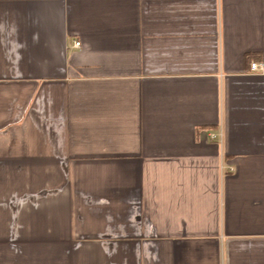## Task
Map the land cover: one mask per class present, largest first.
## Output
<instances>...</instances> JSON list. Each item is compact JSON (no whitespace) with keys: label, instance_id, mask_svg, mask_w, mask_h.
Listing matches in <instances>:
<instances>
[{"label":"crops","instance_id":"0c3cea01","mask_svg":"<svg viewBox=\"0 0 264 264\" xmlns=\"http://www.w3.org/2000/svg\"><path fill=\"white\" fill-rule=\"evenodd\" d=\"M250 61L264 0H0V264H264Z\"/></svg>","mask_w":264,"mask_h":264},{"label":"built area","instance_id":"2783aa9c","mask_svg":"<svg viewBox=\"0 0 264 264\" xmlns=\"http://www.w3.org/2000/svg\"><path fill=\"white\" fill-rule=\"evenodd\" d=\"M73 45L75 47H80V41H74ZM248 72L262 73L264 72L263 65L255 61H250L248 64Z\"/></svg>","mask_w":264,"mask_h":264}]
</instances>
